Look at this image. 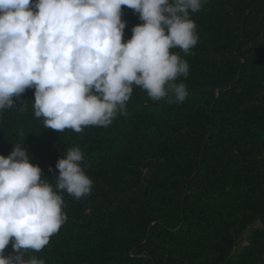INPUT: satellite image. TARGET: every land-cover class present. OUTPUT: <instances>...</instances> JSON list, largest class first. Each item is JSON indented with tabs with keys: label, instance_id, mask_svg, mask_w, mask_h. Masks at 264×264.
Returning <instances> with one entry per match:
<instances>
[{
	"label": "trees",
	"instance_id": "1",
	"mask_svg": "<svg viewBox=\"0 0 264 264\" xmlns=\"http://www.w3.org/2000/svg\"><path fill=\"white\" fill-rule=\"evenodd\" d=\"M122 13L124 42L142 21L126 6ZM190 15L197 44L187 55L172 50L189 63L177 80L189 93L182 103L172 95L154 102L134 86L127 116L79 133L44 128L34 89L0 112V155L25 147L55 187L57 160L79 147L93 181L79 200L60 193L68 219L29 256L45 264H264V0H206Z\"/></svg>",
	"mask_w": 264,
	"mask_h": 264
},
{
	"label": "clouds",
	"instance_id": "2",
	"mask_svg": "<svg viewBox=\"0 0 264 264\" xmlns=\"http://www.w3.org/2000/svg\"><path fill=\"white\" fill-rule=\"evenodd\" d=\"M205 2L0 0V112L34 89V115L44 128L79 133L127 116L134 86L154 102L172 95L182 103L189 93L177 80L188 77L189 63L172 50L187 55L197 44L190 13ZM122 6L142 21L124 42ZM31 159L19 144L0 155V264H45L28 253L40 252L66 223L60 193L79 200L92 191L79 147L57 160L55 187Z\"/></svg>",
	"mask_w": 264,
	"mask_h": 264
},
{
	"label": "rangeland",
	"instance_id": "3",
	"mask_svg": "<svg viewBox=\"0 0 264 264\" xmlns=\"http://www.w3.org/2000/svg\"><path fill=\"white\" fill-rule=\"evenodd\" d=\"M248 235H249V231L245 232V233L243 234V236L240 237V239L238 240V242H237V244H236V246H235V248H234V254H237L238 251H239L243 246L246 245V243H247L246 240H247Z\"/></svg>",
	"mask_w": 264,
	"mask_h": 264
}]
</instances>
